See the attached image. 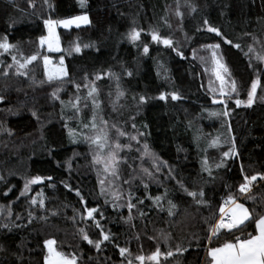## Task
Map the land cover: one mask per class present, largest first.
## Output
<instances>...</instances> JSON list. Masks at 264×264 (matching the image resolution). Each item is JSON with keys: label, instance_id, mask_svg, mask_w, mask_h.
I'll return each instance as SVG.
<instances>
[{"label": "trees", "instance_id": "obj_1", "mask_svg": "<svg viewBox=\"0 0 264 264\" xmlns=\"http://www.w3.org/2000/svg\"><path fill=\"white\" fill-rule=\"evenodd\" d=\"M190 2L197 6L196 13H191L185 0H179V7L178 0H87L84 8H81L79 0H31L35 7L29 0H15L14 4L0 0V38L7 35L23 57L38 56L28 68L29 77L35 78L36 83H33L30 78L16 76L14 67L7 68L12 63L9 54L0 55V63L3 64L0 67V96L5 97L0 103V175L6 181L0 182V205L11 207L13 220L16 215H22L24 219L16 223L26 225L11 232L0 230V247L6 249L0 252V264H45L46 239H55L58 250L69 258L72 254L80 257L78 264H126L116 245L130 249L129 258L133 259V264H140L135 260L136 256L147 258L158 246L165 253L169 248L175 251L177 245L187 251L168 259L161 256L160 264H203L209 247L221 246L226 241L235 242L234 235L226 229L212 238L211 244L207 239L210 236L209 224H214L219 209L227 206L225 201L229 194H234L237 202L244 204L250 212L253 209L264 212V203L261 202L264 200V181H255L252 192L248 194L256 196L255 202L245 199L244 194L238 191L244 175L264 174V73L259 77L261 86L253 107H237L234 103L236 98L247 99L251 83L257 78L250 60L256 67H264L257 61L255 53L245 55L249 46L255 47L257 53L261 52V44L254 43L252 36L264 43V0ZM177 11L183 13L182 22ZM82 13L89 14L91 24L64 32L62 52L51 54L57 61L65 59L69 74L66 80L71 81L63 84V90L58 93L61 100L67 104L77 95L82 97V112L77 119L72 110L52 97V92L61 82L47 81L43 68L47 53L40 44V38L47 34L45 20H63ZM205 19L219 28L223 37L207 32L203 23ZM165 20L171 27L164 23ZM133 27L143 30L135 44L127 38ZM153 30L162 37L171 38L174 47L168 48L153 41L150 35ZM225 39L233 41V44L225 43ZM211 43L220 44L237 83L239 95L233 94V98L227 101L228 117H210L208 114L223 111V105L212 102L213 95L201 71L203 63L197 58L200 48ZM236 43L241 45L240 49L233 46ZM77 44L81 46L80 53L75 51ZM84 44L93 47L84 48ZM145 45L149 48L147 54L143 52ZM177 47L184 58L176 54L174 49ZM124 69L132 71L133 75L128 77ZM108 70L120 75V87L126 93L120 101L124 107L118 112L113 111L110 103L116 95L115 80L107 75L95 80L97 74ZM4 71L9 75L4 76ZM88 81H94L99 89L104 117L110 123L125 125L132 130L130 118L135 116L137 127L149 133L146 140L151 150L173 166L178 178H182L190 189L204 188L205 205L195 204L191 197L175 190L174 181L168 180L164 181L165 186L177 205L173 216H168L166 210L159 211L151 201L145 200L140 207L147 215L138 217L133 210L131 224L135 227H132L111 206L104 204V197L99 195L97 170L91 166L88 145L84 142L73 144L69 136V128L80 130L81 120L88 122L91 118V102L88 101V107H83L87 93L83 86ZM76 83L82 86L79 92L75 88ZM172 92L178 93L182 99L173 101L170 95L167 101L158 99L162 93ZM141 95L148 97V103L138 105L137 100L132 99ZM33 111L37 113L36 117L32 115ZM144 124L148 125L146 130L142 128ZM4 129H10L12 134ZM230 136L235 137L239 156L226 159V167L214 168L216 179L206 184L208 176L201 173L200 162L205 155L210 165L219 162L223 158L222 153L228 150L229 145L225 141ZM216 137L220 138L221 146L209 147L210 141ZM129 171L127 168L126 174ZM35 176L45 177L44 183L32 185L28 194L20 196L26 180ZM49 176L51 180L46 179ZM65 184L70 185L73 191H69ZM9 187L11 192L4 196L3 192ZM75 189H79L88 207H98L104 212L107 219L101 223L114 234V243L106 242L102 246L104 250L99 253L81 240V228L93 239L100 237L94 222L81 218L87 214ZM41 191L48 218L46 221L35 219L28 224V210L38 217L45 214V209H40L39 204L33 206L30 203L33 198L40 200L37 193ZM133 191L137 196L144 195L142 187H134ZM150 192L163 194V188L152 184ZM52 210H56L58 215L52 216ZM120 213L124 217L128 214L126 208ZM96 218L100 219L99 214ZM246 224L245 231L233 229L241 239L245 238L246 232L252 233L253 225L251 222ZM240 227L244 229V225ZM161 232L170 234L167 243ZM14 253L21 255V260L17 261ZM144 264L155 262L146 259Z\"/></svg>", "mask_w": 264, "mask_h": 264}, {"label": "snow or ice", "instance_id": "obj_2", "mask_svg": "<svg viewBox=\"0 0 264 264\" xmlns=\"http://www.w3.org/2000/svg\"><path fill=\"white\" fill-rule=\"evenodd\" d=\"M8 2L10 4H14L15 0H8ZM45 2H47V0H45ZM29 3L31 4V0H29ZM79 4L81 8H84L87 5V0H79ZM185 4L190 9L191 13L197 12V6L192 4L190 0H185ZM31 6L35 7L34 4H31ZM176 14L181 18L182 22L183 13L177 11ZM44 23L48 28L49 36H42L40 38V44L44 45L47 43L49 51H59V39L55 34V27L57 25L63 26L64 28H70L72 25H75L77 28H79L81 24H91V21L88 15H78L71 19L58 21L48 19L45 20ZM164 23L167 24L168 27H171V24L167 20H165ZM203 23L207 26V32L215 33V35L218 37H223L220 29L210 25L207 19H205ZM11 26L12 24H10V27ZM142 31V29L133 27L127 33V38L130 42L135 44L140 40ZM150 35L153 41L162 43L168 48L174 47V42L171 38L162 37L159 32L155 30H153ZM185 38H187L186 33ZM252 39L254 43L261 44V52L257 53L255 47L249 46L245 52V55L248 56L251 53H255L257 61H259L261 65H264V43H261V41L255 36H252ZM224 42L227 44H233V41L227 39H225ZM233 46L237 49L241 48L239 43H236ZM83 47L89 48L93 47V45L84 44ZM204 47L211 50V60L214 64L213 72L216 79L220 81V88L218 90L220 98L214 96L212 102L223 105V111H213L209 112L208 114L210 117H228L230 112L228 110L227 101L233 98V94H236L237 96L239 95L237 83L235 80H231L230 84L228 85V90L225 91L224 74H228L230 76V72L227 66L221 62V59L217 55V50L220 48V44L211 43L205 45ZM174 50L178 56L184 58L183 52H181L178 47ZM75 51L77 53L82 51L79 44L76 45ZM143 52L145 54L149 52V48L146 45L143 46ZM5 53L9 54L12 60V63L7 65L8 69H12L14 67L16 76L30 78L32 79L33 83H36L34 77H29L28 68L29 65H32L33 62L38 59L37 55L23 57L17 45L9 42L7 35L0 38V55ZM18 56L21 58H18ZM193 58L195 59V53H193ZM204 60L205 58L201 57V61L204 62ZM50 63L51 61L47 57H44L47 81L49 83L53 81L61 82V85L52 92L53 99L59 100L62 105L68 107L75 113V118L79 119L82 112V97L77 95L75 96L74 100H69L67 104H65V101L61 100L60 96L58 95V93L63 90V84L71 82L65 79L69 74L66 67H64L63 58H61L60 67L58 68H48ZM250 66L253 67V72L256 74L257 78L251 83V88L247 93L246 100H241L239 98L234 100V103L237 107L244 106L246 108H252L256 102L257 90L261 86V80L259 77L262 73H264V67L258 68L252 65L251 60ZM0 67H3L2 63H0ZM124 72L128 77L133 75L132 71L127 69H124ZM3 75L8 76L9 72L4 71ZM105 75L114 79L116 82L115 99L110 100V103L113 111L118 112L119 109L124 107L120 101L126 96L125 91L121 90L120 87V75L113 72L112 70H108L104 74H97L95 76V80H101ZM85 80L87 81V76H85ZM40 83H43V81ZM81 87L82 86L79 83L75 84L77 92L81 90ZM83 87L87 88L86 96L83 98V107H88V101H90L91 107L93 109L92 115L88 122L81 120L80 130L69 128V136L73 144L84 142L88 145L92 154L91 163L92 165L97 166V177L100 185L99 195L104 197L105 205L111 206L113 211H116L118 215H120V218L123 219L125 223L130 224L132 227H135V225L131 224L134 219L133 210H135V213L138 217L142 218L147 215L146 211L140 207L141 205L145 204V200L151 201V205L157 208L159 211L166 210L168 216H173V210L177 208V205L170 198L171 193L169 188L165 186V180L174 181L175 190L188 197H191L195 204L205 205L207 203V201L204 199L206 193L203 187L198 189H190L182 178H178L173 166L168 165L166 161H162L160 157L151 150L146 140V137L149 135V133L137 127V124L135 123V116L130 118L133 121L130 125L133 132L127 131L126 127L121 126L118 123H110V121L103 115L101 108L103 102L99 99V89L97 88L95 82L88 81ZM210 90L214 93L217 91V89ZM111 95L112 94L109 93L110 97ZM169 95L173 101L182 99V97L176 92L162 93L158 99L161 101H167ZM4 99L5 97L0 96V103H3ZM132 99L137 100L138 105L148 103V97L144 95L139 97L133 96ZM9 111H11V109H9ZM32 115L36 117L37 113L33 111ZM61 118L64 119L63 115ZM68 119H72V117H69ZM64 127L67 128L68 124L65 123ZM147 127V124L142 125V128L145 130ZM228 127L230 132V124ZM4 131H6L9 135L12 134L10 129H4ZM122 140L124 142H122ZM196 140L199 141L200 137L197 136ZM225 143H227L229 147L227 151L222 153L223 158L219 162H215L214 164L210 165L206 155L200 162L201 173H207L208 176V179L205 181L206 184L215 181L216 177L213 175L214 168L218 170L220 168L226 167V159L239 156V151L236 147L234 136H230L229 140L225 141ZM220 146L221 143L219 137H216L209 143V147ZM133 152L138 153L139 155L131 158L129 155H122V153L131 154ZM137 160L139 163H136ZM146 162L148 166H146ZM124 165H127L128 169L130 170L127 177L122 174ZM68 167L71 168V163L68 164ZM241 171L243 172V166H241ZM162 177L163 179H161ZM46 179L51 180L52 177L49 176ZM258 179L264 181V174L257 173L251 176H243L244 182L239 185L238 191L239 193L244 194L245 199H251L254 202L256 201L255 195L248 194L252 192V186ZM44 180L45 177L41 176H35L26 180L24 184V190L20 193V196H25L30 192L32 185L42 184L44 183ZM0 182L6 183L5 177L3 175H0ZM152 184H156L158 187L163 188V194L151 193L150 186ZM125 185H127V188L124 187ZM65 187L68 188L69 191H73L70 185L65 184ZM134 187H142L144 190V195H135L133 191ZM9 192H11V187H9L7 191H4L3 195L8 196ZM75 194L76 196L80 197L81 203L84 205V209L87 214L86 217L82 216L81 218L92 220L94 222L95 228L99 229L100 238L96 239H93L84 229H79L81 240L86 242L88 245L94 248L97 253H99L104 250L102 246L105 245L106 242L114 243V234L110 229L106 230L105 226L101 223V220L107 219V217L104 215V212L98 207H88L87 201L82 196L79 189H75ZM37 195L41 197L40 200L37 201L35 198L31 199V205L36 206L39 204L40 209H45L43 192L41 191L37 193ZM261 202L264 203V200ZM225 204L229 207L227 209L224 207L219 209L220 216L218 221L214 224H209L211 235L207 237V239L209 244H211L212 237H217L222 229H226L229 233L234 235L235 242L226 241L223 246L209 247L207 250V256L210 257V264H264V212H256L255 209L250 212L249 209L244 206V204L237 202V198L234 196V194H229ZM165 205H167L166 209ZM125 208L127 209L128 213L126 217L120 213V210ZM96 214H99L100 219L96 218ZM51 215L56 216L58 213L56 210H52ZM226 216L227 221L225 220ZM12 217L13 211L11 207L8 206L6 208L4 205H0V230L11 232L14 228L26 227V225L16 223V221L24 219L22 215H16L15 220H13ZM47 218L48 216L46 209L45 214L39 217L33 211L28 210V224H31L35 219H43L46 221ZM73 219L75 220V217H73ZM246 222H251V224L254 226V232L256 234L246 232L245 238L241 239L239 235L233 232V229L245 231L248 227ZM241 225H244V229H241ZM161 237L163 238L164 242L167 243L168 239L170 238V234L161 232ZM151 238L152 237H150V239ZM136 239H139V235L136 236ZM56 244L57 241L55 239H46L44 241V246L48 251V255L45 257V264H78V259H80V257L72 254L69 258V256L65 255L63 252L56 250L54 247ZM116 247L119 248L120 256L125 258L126 264H133V259L129 258L131 256L130 249L128 247H120L119 245H116ZM4 251H6V249L0 247V252ZM185 251H187L186 248H182L180 245H177L175 251L169 248V250H167L165 253H162L160 247L158 246L155 251L147 258L143 255H139L135 257V260L139 261L140 264H144L146 259L155 262V264H160L161 256H163L165 259H168L177 253L182 255ZM13 255H16L17 261L21 260V255L15 253Z\"/></svg>", "mask_w": 264, "mask_h": 264}, {"label": "rangeland", "instance_id": "obj_3", "mask_svg": "<svg viewBox=\"0 0 264 264\" xmlns=\"http://www.w3.org/2000/svg\"><path fill=\"white\" fill-rule=\"evenodd\" d=\"M78 15H88L89 16V14H87V13H82V14H78ZM78 15H76V16H78ZM71 18H73V17H71ZM71 18H67V19H71ZM89 19H90V16H89ZM63 20H65V19H63ZM55 21H58V20H55ZM88 25L89 24H81V26L79 28H83V27H86ZM74 28H77V27L75 25H72L70 28H64L63 26H60V25H57L55 27V34H56V36L59 39V49H60L59 51H49L47 43H45L44 45H42L46 49V53H47V56L46 57L51 61V63L48 65V68L55 69V68L60 67V60L61 59H59L57 61L54 57L51 56V54H56V53L62 52V50H63L62 36H63V34H64V36L66 35L64 32H69L70 30H72ZM48 36H49V31H48V28H47V34H46L45 37H48ZM199 53H200V55L199 56L197 55V58H199L198 60H200V62L203 63V69L205 68V71L203 69H201V71L205 75L206 81H208V85H209L208 88H209V90L210 89H217V91L215 93L210 90L211 91L210 93L213 95V98H214V96H216L217 98H220L219 97V91H218L219 88H220V81L216 79L215 74L213 72L214 64H213V62L211 60V50L204 47L202 49L200 48ZM217 55L221 59V62L224 63L227 66V68L229 69L228 65L226 64L225 56L223 54V51H222V48L221 47L217 50ZM201 57H204L205 58L204 62L201 61ZM63 60H64V67H66L65 59L63 58ZM43 68L45 69L44 59H43ZM66 69H67V67H66ZM229 72H230V70H229ZM224 77H225V91H227L228 90V85L230 84V81L231 80H235V79L232 77L231 73H230V76L228 74H224ZM121 126L126 127L125 125H121ZM126 130L129 131V132H133V130H128L127 127H126ZM113 135H114V133H113ZM122 142H124V141L122 140ZM91 155L92 154H91V151H90L89 152V157L90 158H91ZM122 155H129L130 158H131V157H134V156H138L139 154L133 152L131 154L122 153ZM136 163H139V161L137 160ZM91 166H92L93 170L97 168V166H94V165H91ZM146 166H148L147 165V162H146ZM127 168H128L127 165H124L123 166V173L122 174L124 176L125 175H128V174H126L127 173ZM124 187L126 188L127 185H125ZM219 215H220V212L218 211L217 218L214 221V223L217 221ZM210 235H211V233H210ZM54 247L56 248L57 251H59L58 248H57V245H55ZM206 253H207V250H206ZM206 253H205L204 258H203V264H205V262L207 260ZM47 255H48V251H47Z\"/></svg>", "mask_w": 264, "mask_h": 264}, {"label": "crops", "instance_id": "obj_4", "mask_svg": "<svg viewBox=\"0 0 264 264\" xmlns=\"http://www.w3.org/2000/svg\"><path fill=\"white\" fill-rule=\"evenodd\" d=\"M238 203H240V202H238ZM245 206V205H244ZM229 206H227V208H228ZM246 207V206H245ZM242 226V225H241ZM252 233L253 234H256L255 232H254V226H253V228H252ZM221 246H223V245H221ZM218 247H220V246H218ZM208 250V249H207ZM206 256H207V253H206ZM205 264H210V257H208L207 256V260H206V262H205Z\"/></svg>", "mask_w": 264, "mask_h": 264}, {"label": "built area", "instance_id": "obj_5", "mask_svg": "<svg viewBox=\"0 0 264 264\" xmlns=\"http://www.w3.org/2000/svg\"><path fill=\"white\" fill-rule=\"evenodd\" d=\"M228 206V205H227ZM227 206L225 207L226 209H227ZM220 216V215H219ZM219 218V217H218ZM225 220L227 221V216L225 217ZM217 221H218V219H217ZM216 221V222H217ZM218 237V236H217ZM212 238H216V237H212Z\"/></svg>", "mask_w": 264, "mask_h": 264}]
</instances>
